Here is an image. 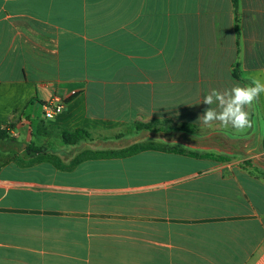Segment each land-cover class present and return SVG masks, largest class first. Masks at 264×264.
Here are the masks:
<instances>
[{"label": "crops", "instance_id": "0c3cea01", "mask_svg": "<svg viewBox=\"0 0 264 264\" xmlns=\"http://www.w3.org/2000/svg\"><path fill=\"white\" fill-rule=\"evenodd\" d=\"M253 79L264 0H0V264H264V94L244 132L198 121Z\"/></svg>", "mask_w": 264, "mask_h": 264}, {"label": "clouds", "instance_id": "9594fccd", "mask_svg": "<svg viewBox=\"0 0 264 264\" xmlns=\"http://www.w3.org/2000/svg\"><path fill=\"white\" fill-rule=\"evenodd\" d=\"M264 94V81L253 79L246 85L235 84L230 88L219 90L212 88L201 101L206 108L198 121L206 127L219 124L244 132L252 127L249 109ZM215 105L216 107H212Z\"/></svg>", "mask_w": 264, "mask_h": 264}, {"label": "trees", "instance_id": "16d2710c", "mask_svg": "<svg viewBox=\"0 0 264 264\" xmlns=\"http://www.w3.org/2000/svg\"><path fill=\"white\" fill-rule=\"evenodd\" d=\"M231 3H232L234 10H236L237 0H231ZM235 31H236V34H238L237 26L235 27ZM233 76L235 78L239 77L237 70L233 72ZM158 125H159L158 121H151L149 123H135L133 128L136 131H151L154 127ZM41 126H42V123L40 124V127ZM7 128L12 129L14 128V125L6 124L4 127L0 128V142L14 140L12 137L9 136L8 134L9 131ZM56 130L57 132L55 133H57V136L66 145H75L78 142L88 138V133L82 129H77L74 131H67L64 129H56ZM179 130L185 133H193L195 131V127L192 125L182 124L179 126ZM141 150H146V147L142 145H135L131 147L129 152L136 153ZM33 151L37 152L38 154H41L43 152L41 149H33ZM163 151H166L168 153L175 154V155L185 156V157L192 158V159H208V160H212L215 162H221V163L228 162L230 160L228 156L214 155V154H209V153L201 154V153L186 150L180 147H169V148L163 149Z\"/></svg>", "mask_w": 264, "mask_h": 264}, {"label": "built area", "instance_id": "2783aa9c", "mask_svg": "<svg viewBox=\"0 0 264 264\" xmlns=\"http://www.w3.org/2000/svg\"><path fill=\"white\" fill-rule=\"evenodd\" d=\"M75 95V91H70L67 95H53L49 101L42 104L43 118L45 120L55 119L64 111L68 100Z\"/></svg>", "mask_w": 264, "mask_h": 264}, {"label": "rangeland", "instance_id": "374dc122", "mask_svg": "<svg viewBox=\"0 0 264 264\" xmlns=\"http://www.w3.org/2000/svg\"><path fill=\"white\" fill-rule=\"evenodd\" d=\"M195 130H196V129H195ZM194 132H195V131H194ZM194 132H193V133H194ZM172 136H174V135L172 134L171 137H172ZM173 140H175V138H172V139H171V142H172V143H171V147H173V145H178V144H175V143L173 142ZM149 144H150V143H149ZM140 145L143 146V144H140ZM147 145H148V144H147ZM144 146H146V145H144ZM157 146H158V145H156V147H157ZM177 147H179V146H177ZM163 148H164V149H165V148H169V146H166V145H165ZM122 153H123V154L126 153V150H124V152H122ZM190 161L193 162L194 164H188V165H189L188 167H192V166H196V167H197V166L199 165V164L196 165V161H193V160H190ZM183 167L187 168V166H183Z\"/></svg>", "mask_w": 264, "mask_h": 264}]
</instances>
